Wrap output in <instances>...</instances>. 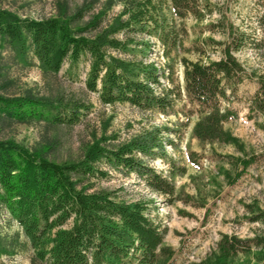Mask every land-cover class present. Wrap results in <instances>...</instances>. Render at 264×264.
Listing matches in <instances>:
<instances>
[{
	"label": "trees",
	"instance_id": "trees-1",
	"mask_svg": "<svg viewBox=\"0 0 264 264\" xmlns=\"http://www.w3.org/2000/svg\"><path fill=\"white\" fill-rule=\"evenodd\" d=\"M169 1L170 5L165 0H107L86 21L96 2H86L72 14L44 19L21 17L0 8V45H9L21 59L32 52L46 72L58 73L66 62L73 71L88 62L86 87L106 104H130L168 116L177 112V101L184 92L191 106L187 113L197 115L193 136L203 143L237 146L246 154L235 158L242 169L234 179L230 170L221 167L233 182L255 159L264 160V155L247 153L226 127L238 116L234 103L247 79L257 84L248 107L264 115V76L246 71L236 56L259 41L209 0ZM115 4L123 6L121 12L103 26ZM215 12L224 17L211 23L209 30L227 36L226 41L215 43L221 45V56L211 59L207 54L205 46L215 42L211 38L199 45L197 59L181 56V88L176 83L173 56L184 49L185 33L174 16L204 19ZM137 34L159 42L168 62L161 67L149 59L152 44L137 40ZM260 42L263 47V40ZM163 77L171 87L164 86ZM89 110V105L76 100L53 103L0 95V111L22 121L35 118L74 125ZM172 130L166 124L144 125L117 144H107L104 136L89 143L80 159L63 162L48 158L42 148L31 150L13 139H0V206L22 228L36 258L47 264H176L174 249L165 244L168 226L150 217L145 202L122 199L118 189L96 187L98 181L110 178L112 169H120L135 173L172 202L176 198L174 178L186 173V167L177 164L167 151L166 146L175 144L169 136ZM190 158L198 165L193 156ZM156 160L169 168L156 167ZM253 204L245 205L248 218L264 221V209ZM15 244L20 242L0 237V255L11 254ZM243 256L264 264V234L244 238L223 234L209 255L187 264H245Z\"/></svg>",
	"mask_w": 264,
	"mask_h": 264
},
{
	"label": "rangeland",
	"instance_id": "rangeland-1",
	"mask_svg": "<svg viewBox=\"0 0 264 264\" xmlns=\"http://www.w3.org/2000/svg\"><path fill=\"white\" fill-rule=\"evenodd\" d=\"M107 0H0V8L19 14L21 17L44 19L72 14L86 2H96L87 14L85 21L98 13ZM215 7L226 11L232 21L255 37L257 46L236 53L250 73L255 71L264 76V0H209ZM170 5L169 0H165ZM229 3V7L228 3ZM121 4H115L107 12L103 26L110 23L122 10ZM169 8V7H168ZM167 11V10H166ZM169 13V11H167ZM222 13L215 12L197 19L189 15L176 17L177 26L185 33L184 49L174 56L176 83L181 88L184 82L181 56L197 59V48L205 39H214L205 48L211 59L221 56V45L218 41H226L223 32H211L209 25L217 23ZM125 38L123 34H118ZM137 40H149L152 50L149 59L163 66L168 59L163 56L162 48L153 37L135 35ZM156 41V42H155ZM155 44V45H154ZM196 47V48H195ZM126 57L124 54L112 52ZM205 59H207L204 56ZM88 62L78 69L69 71V64L64 63L58 73L44 71L38 59L30 52L25 59L19 58L12 48L0 45V95L4 97L27 96L45 102L79 101L89 105L90 110L82 116L81 122L74 125L52 123L43 119L31 118L22 121L7 116L0 111V139H13L31 150L44 149L46 156L52 160L63 162L78 160L89 143L101 137H107V144L125 141L144 125L166 124L174 131L170 138L175 144L168 145L167 151L175 162L186 167V173L176 175V198L171 202L168 196L150 189L135 173L112 169L107 180L98 181V189H118L122 199L140 200L147 204L149 215L156 221L168 226L165 244L175 251L176 264H187L190 261H201L213 249L223 234L239 237H253L264 234V221H250L247 203L264 209V160L250 164L242 171L241 176L233 182L221 171V167L230 170L232 179L241 171L242 164L236 157L246 154L237 146L215 142L203 143L193 136L192 129L197 115L187 112L190 104L183 92L177 101L176 113L162 115L144 111L130 104H106L98 94L88 90L85 84ZM165 87L172 83L162 78ZM247 79L241 85L239 101L234 103L238 116L226 127L240 139L250 155H264V115L252 111L247 104L249 96L257 84ZM194 157L198 165L194 164ZM155 166L168 169L169 166L155 161ZM240 173V172H239ZM0 237L15 244L14 251L0 255V264H47L36 258L35 251L24 235L22 228L12 218L4 206H0ZM245 264H263L256 262L252 256L242 257Z\"/></svg>",
	"mask_w": 264,
	"mask_h": 264
}]
</instances>
